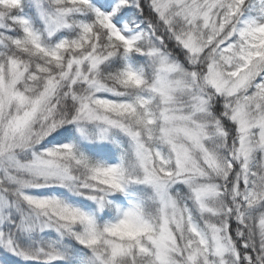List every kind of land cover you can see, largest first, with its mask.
<instances>
[{"label":"snow or ice","instance_id":"6c2138e0","mask_svg":"<svg viewBox=\"0 0 264 264\" xmlns=\"http://www.w3.org/2000/svg\"><path fill=\"white\" fill-rule=\"evenodd\" d=\"M0 264H264V0H0Z\"/></svg>","mask_w":264,"mask_h":264}]
</instances>
